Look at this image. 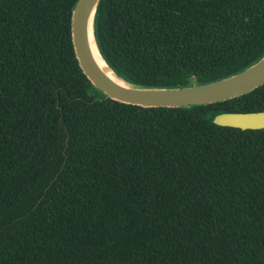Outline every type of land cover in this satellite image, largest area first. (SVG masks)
I'll return each mask as SVG.
<instances>
[{
	"label": "trees",
	"instance_id": "1",
	"mask_svg": "<svg viewBox=\"0 0 264 264\" xmlns=\"http://www.w3.org/2000/svg\"><path fill=\"white\" fill-rule=\"evenodd\" d=\"M78 0H0V264H264V85L225 102L105 99L76 57ZM100 51L143 87L264 56V0H102Z\"/></svg>",
	"mask_w": 264,
	"mask_h": 264
},
{
	"label": "water",
	"instance_id": "2",
	"mask_svg": "<svg viewBox=\"0 0 264 264\" xmlns=\"http://www.w3.org/2000/svg\"><path fill=\"white\" fill-rule=\"evenodd\" d=\"M102 0H78L71 19V34L76 57L84 74L105 99L143 108H193L225 102L247 95L264 85V56L229 77L188 87H143L119 76L102 55L96 37V17ZM98 52L122 84L107 75L98 64L93 48ZM214 124L242 130H264V111L223 112L213 118Z\"/></svg>",
	"mask_w": 264,
	"mask_h": 264
},
{
	"label": "bare ground",
	"instance_id": "3",
	"mask_svg": "<svg viewBox=\"0 0 264 264\" xmlns=\"http://www.w3.org/2000/svg\"><path fill=\"white\" fill-rule=\"evenodd\" d=\"M91 46L93 48V53L95 54V58L98 62V64L100 65V67L103 69V71L109 75L110 77H112L113 79H115L116 81H118L120 84H122V80H120L115 74L114 72L109 68V66L107 65V63L103 60L101 54L98 52V49L95 45V42L93 40V38L91 37Z\"/></svg>",
	"mask_w": 264,
	"mask_h": 264
}]
</instances>
